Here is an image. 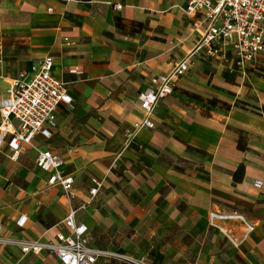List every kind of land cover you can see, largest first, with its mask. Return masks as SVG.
Returning <instances> with one entry per match:
<instances>
[{
    "label": "crops",
    "instance_id": "1",
    "mask_svg": "<svg viewBox=\"0 0 264 264\" xmlns=\"http://www.w3.org/2000/svg\"><path fill=\"white\" fill-rule=\"evenodd\" d=\"M185 7L186 0H0V101L48 56L73 98L59 107L50 139L23 144L17 161L7 144L0 148V264H60L16 243L57 242L72 209L92 247L146 264H264V78L248 79L250 94L242 78L234 93L209 97L213 86L224 92L229 84L208 74L215 58L196 59L159 104L155 128H137L140 94L201 37ZM237 100L260 113L235 108ZM127 130L137 132L130 147ZM42 151L63 159L73 198L48 185L37 165ZM92 178L104 187L87 205Z\"/></svg>",
    "mask_w": 264,
    "mask_h": 264
},
{
    "label": "built area",
    "instance_id": "2",
    "mask_svg": "<svg viewBox=\"0 0 264 264\" xmlns=\"http://www.w3.org/2000/svg\"><path fill=\"white\" fill-rule=\"evenodd\" d=\"M114 8L121 10L123 7L115 5ZM185 13L192 19L194 30L201 32V37L182 61L169 73L153 77L150 87L140 94L143 118L138 129L155 128L152 118L159 104L174 93L175 86L191 70L196 59L207 56L223 64L235 62L245 67L264 55V0H186ZM53 64L51 56L39 61L31 73L24 72L14 81L8 90V97L0 101V148L7 144L13 161L19 159L23 144L32 145L37 136L50 139L57 127L59 107L73 105L67 83L52 73ZM71 73L81 74L78 69H73ZM136 134V131H126V147L134 144ZM37 165L49 173L50 187L58 186L73 198L75 179L62 171L64 161L60 156L51 151H42L38 155ZM91 182V198L87 205L104 187V181L97 178H92ZM256 186H262V182H257ZM76 215L77 210L72 209L64 221L69 232L58 234L55 243L33 240L16 244L24 254L49 252L58 258L60 264H97L100 259L146 264L145 258L132 259L92 247L87 237L88 227L77 223ZM219 218L233 216L212 214V220ZM26 222L27 218L21 217L17 225L23 228ZM2 228L3 220L0 218V233ZM253 230V227H249V231Z\"/></svg>",
    "mask_w": 264,
    "mask_h": 264
},
{
    "label": "rangeland",
    "instance_id": "3",
    "mask_svg": "<svg viewBox=\"0 0 264 264\" xmlns=\"http://www.w3.org/2000/svg\"><path fill=\"white\" fill-rule=\"evenodd\" d=\"M206 65L210 67L208 69V74L209 73L212 74V77H216V79L218 80L224 78L226 82L229 84L226 85L225 90L223 89L224 92L220 91L221 89H217L215 86H213V88L210 89L211 90L209 92L210 95L207 94L209 97H213L216 94L220 96L219 92L224 93L225 96L226 94L228 96V94L234 93V91L238 90L236 89L237 87H236L235 79H242V78H245L246 90L249 87V94H250L251 89H250V84L247 83L248 79L255 76L259 77L257 76V71L259 70L260 67H264V57L258 58V60L255 63L245 65V67L238 66L236 63L225 65L222 64L218 59H210V61ZM227 75L231 77H228ZM248 97L251 99L253 98V96L251 95ZM106 264H126V263L123 261L108 260Z\"/></svg>",
    "mask_w": 264,
    "mask_h": 264
},
{
    "label": "trees",
    "instance_id": "4",
    "mask_svg": "<svg viewBox=\"0 0 264 264\" xmlns=\"http://www.w3.org/2000/svg\"><path fill=\"white\" fill-rule=\"evenodd\" d=\"M257 76L264 78V67H260L257 71ZM214 104H216L215 101H212ZM234 107L243 111H251V112H259V108L257 105H255L252 101L247 100H237L234 104ZM227 109H231V106H227ZM264 110V107H263ZM245 175V166L241 165L235 172L234 179L237 182H241Z\"/></svg>",
    "mask_w": 264,
    "mask_h": 264
}]
</instances>
